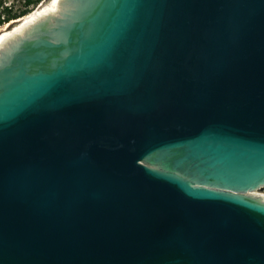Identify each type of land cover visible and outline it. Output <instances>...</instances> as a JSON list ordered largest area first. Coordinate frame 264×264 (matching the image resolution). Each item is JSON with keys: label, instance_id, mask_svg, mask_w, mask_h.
Listing matches in <instances>:
<instances>
[{"label": "water", "instance_id": "95a60500", "mask_svg": "<svg viewBox=\"0 0 264 264\" xmlns=\"http://www.w3.org/2000/svg\"><path fill=\"white\" fill-rule=\"evenodd\" d=\"M264 0H68L0 56V264H264Z\"/></svg>", "mask_w": 264, "mask_h": 264}, {"label": "bare ground", "instance_id": "6f19581e", "mask_svg": "<svg viewBox=\"0 0 264 264\" xmlns=\"http://www.w3.org/2000/svg\"><path fill=\"white\" fill-rule=\"evenodd\" d=\"M67 6L68 0H47L29 15L12 21L8 28L0 33V56L19 39L30 35L36 23L42 20L51 22L55 17L60 16ZM247 194L264 201L263 188L248 191Z\"/></svg>", "mask_w": 264, "mask_h": 264}, {"label": "trees", "instance_id": "16d2710c", "mask_svg": "<svg viewBox=\"0 0 264 264\" xmlns=\"http://www.w3.org/2000/svg\"><path fill=\"white\" fill-rule=\"evenodd\" d=\"M42 1L43 0H25V9L16 11L10 5H5L4 0H0V25L10 24L12 21L29 15Z\"/></svg>", "mask_w": 264, "mask_h": 264}, {"label": "rangeland", "instance_id": "374dc122", "mask_svg": "<svg viewBox=\"0 0 264 264\" xmlns=\"http://www.w3.org/2000/svg\"><path fill=\"white\" fill-rule=\"evenodd\" d=\"M5 5H10L11 7H13L14 10H22L25 9V0H4ZM47 0H43L33 11L37 10L39 8V6L46 2ZM8 25H0V33H2L4 30H6L8 28Z\"/></svg>", "mask_w": 264, "mask_h": 264}]
</instances>
